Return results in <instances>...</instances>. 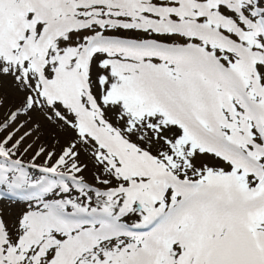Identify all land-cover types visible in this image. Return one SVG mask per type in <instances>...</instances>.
Segmentation results:
<instances>
[{"label": "snow or ice", "instance_id": "obj_1", "mask_svg": "<svg viewBox=\"0 0 264 264\" xmlns=\"http://www.w3.org/2000/svg\"><path fill=\"white\" fill-rule=\"evenodd\" d=\"M0 264H264V0H0Z\"/></svg>", "mask_w": 264, "mask_h": 264}]
</instances>
